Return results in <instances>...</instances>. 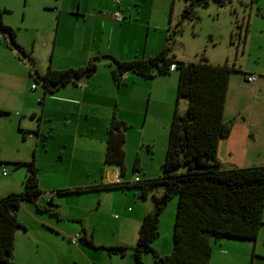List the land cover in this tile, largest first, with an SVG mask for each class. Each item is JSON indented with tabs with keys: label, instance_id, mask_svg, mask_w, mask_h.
<instances>
[{
	"label": "rangeland",
	"instance_id": "1",
	"mask_svg": "<svg viewBox=\"0 0 264 264\" xmlns=\"http://www.w3.org/2000/svg\"><path fill=\"white\" fill-rule=\"evenodd\" d=\"M155 1L160 13L151 24L158 25V34L152 33L155 39L151 36L148 40L143 32L142 44L148 41L151 46L155 42L158 52L164 50L168 44L167 26L171 20V54L186 62H199L205 58L212 64H235L237 71L231 74L235 87L229 99L227 116L231 115L230 111L240 99L239 87L245 92L247 100L255 95V88L245 75L255 74L259 81H264V0H232L224 5L208 0L206 6L196 4L193 18H182L187 0ZM104 2L111 5L114 11L119 9L116 0ZM59 3L60 0H0L4 23L16 30L17 40L26 51L23 55L9 47L6 38L0 34V110L4 111L0 113V196L24 191V180L33 160L40 176L51 173L65 175L57 176L52 184H108L111 165L105 162L108 134L102 118L106 114L108 116L111 110L93 108L83 104L81 98H76L80 100L76 106L62 100L67 93H76L73 87L83 91L85 87L105 83L106 77L99 72L77 86H69V90L62 89L59 93L46 95V102H43V87L33 80L29 72L34 62L35 68L45 73L52 58L55 66L66 68L69 65L84 66L90 51L93 55L112 52L122 58L125 53L112 38H106L104 44L98 39L99 45L93 47L75 43L77 28L78 33L88 34L91 24L76 23L72 19L68 20L72 27L67 30L65 40L62 28L57 39V17L52 8H61ZM151 5L148 3L146 9H151ZM39 23L42 25L39 26ZM247 24L249 29L245 38ZM78 48L83 49L85 54H79L75 60L67 59L72 50ZM104 64L100 65V69L110 71L109 78L120 103L128 89L138 93L137 107L143 112L142 123L146 124L144 129L138 124L130 128L127 176L130 181L135 180L133 166L137 158L138 134H144V143L138 151L144 170L141 177L157 178L163 171L169 131L177 106L179 72L151 79L129 72L138 80L124 79L123 84L118 86L109 61ZM87 100L84 98V101ZM26 106L35 114L26 111ZM178 106L184 112L187 101L181 99ZM19 119H23L22 125ZM31 131L34 134L31 135ZM185 170L181 167L177 171ZM4 171L8 172L7 176ZM162 191L163 186H156L146 198L140 195L139 187H132L125 193L123 190L100 189L68 194L56 191V209L61 211V217L39 211L33 203L24 202L19 212L27 219L29 228L27 231L20 228L18 233H29L30 236L19 237L17 252L35 264H138L133 248L137 244L141 223L144 214L155 206L154 196ZM47 196H52L49 191L39 197V203L47 204ZM75 203L83 204V210L77 209L74 213ZM177 205L178 196H174L160 217V234L153 247L161 254H168L173 246ZM78 213L83 216V225L89 238H94L96 248L83 243L82 239L77 245L70 242L77 231L83 232L82 224L71 217ZM71 227L74 229L70 230ZM212 243L210 264H264V225L256 241L219 236L213 237ZM121 245L128 248L124 256L104 248ZM142 264H156L153 255L144 253Z\"/></svg>",
	"mask_w": 264,
	"mask_h": 264
},
{
	"label": "trees",
	"instance_id": "2",
	"mask_svg": "<svg viewBox=\"0 0 264 264\" xmlns=\"http://www.w3.org/2000/svg\"><path fill=\"white\" fill-rule=\"evenodd\" d=\"M187 1L182 18L195 17L193 9L197 3L208 5V0ZM215 1L224 5L232 0ZM248 29L247 24L245 38ZM0 34L6 38L9 47L26 55L17 40L16 30L4 23L1 9ZM171 35L168 36L167 47L154 56L125 61L110 55L102 56L109 61L118 85L123 84V76L127 72L147 79L173 71L179 72L177 106L169 131L162 174L153 179L139 177L138 181L133 182H115L57 192L82 193L94 189L124 191L139 187L140 195L146 198L156 186H163L162 193L154 196V208L142 220L137 244L133 248L135 260L142 264L143 254L149 252L156 264H210L213 237L227 236L252 241L258 239L264 225V165L229 169L222 167L218 146L221 138L228 136L233 127V121H225L224 112L231 74L237 69L235 64H212L205 58L199 62L176 59V55L171 54ZM96 59H90L81 68L49 67L44 74L35 68L33 62L29 74L35 82L41 84L45 94H54L70 83L77 85L93 76L98 70ZM172 64H176V69H170ZM181 99L187 101L184 112L178 106ZM0 113L4 111L0 110ZM126 129L127 124L114 117L108 128L105 150L106 163L117 165L122 174L126 170ZM181 167L186 170L178 172ZM24 184V191L0 196V264H22L14 260L13 254L16 231L25 229L17 217V211L24 202L33 203L39 211L59 216L52 198L47 204L38 201L43 191L34 162L30 163ZM174 196H178V205L173 246L168 254H161L153 247V243L160 234L161 214ZM83 231L84 236L80 234L79 239L96 248L93 238H88L86 231ZM104 248L123 256L128 250L125 246Z\"/></svg>",
	"mask_w": 264,
	"mask_h": 264
},
{
	"label": "crops",
	"instance_id": "3",
	"mask_svg": "<svg viewBox=\"0 0 264 264\" xmlns=\"http://www.w3.org/2000/svg\"><path fill=\"white\" fill-rule=\"evenodd\" d=\"M148 3H152L151 9L149 10L146 9ZM59 4L61 8H57V7L52 8V12H54V14L57 17V25H58L57 39L60 36L59 35L60 28H62V33H63L62 37L63 40H65L67 35V30L72 27V24L68 23V20L72 19L76 23L83 22V23L91 24V30L88 31L89 32L88 34L86 32L78 33L79 30L77 28V32L75 34V41H74L75 43L78 44L79 42H81L82 45L89 44V47L90 46L93 47L94 45L97 46L99 45V43L97 42L98 39L101 41V44H104L106 38L108 39L112 38L113 41L117 44V46H119L125 53L124 58L115 55L112 52H103L106 53L103 55H110L111 53L114 58L121 61H125V60H133L136 58H143V57L146 58V57L154 56L155 54L158 53V48L155 42L152 43L151 46L148 45V41L146 42L147 44L141 43L143 32H145L146 38L148 40L149 38H151L152 33L153 35L158 34V25L151 24L152 20L157 18L158 13H160V9H158V3L155 0H122L120 5L118 6L119 9H121V11L125 13L124 14L125 20L123 21H116L114 18H112V14L117 10L114 11L113 7L111 5L106 4L104 0H60ZM113 22L116 24H114ZM170 24H171V20H169V25L167 26L168 36L172 33L171 31L172 24L171 25ZM38 25L41 26L42 23H39ZM152 38L155 39V36H152ZM83 51L84 50L81 48L73 49L71 54L68 55L67 59L75 60L79 54H85L83 53ZM88 55L89 56L87 58V62L85 63L84 66H86V64L89 62L90 59L98 58L95 60L98 65V70L93 76L89 77V79L94 77L99 72H102V75L106 77L105 83L102 82L96 83L95 85H92L89 88L85 87L84 90L82 89L83 91L77 90V88L79 87H73L75 89L74 92L76 93H70V94L67 93L66 96L62 97V100L67 104H73L76 106L79 104L78 101H80L77 100L76 98H81V100H83L81 101L83 104L90 105L93 108L106 107L107 109L111 110L108 116L106 114L102 118L103 123L107 125L106 126L107 134L110 123L112 122L114 117L127 124V129L125 130V134H126L125 173L122 174L120 168L117 165L109 164L111 165V169L109 170L107 175V181H108L107 183L133 182L130 181V179L127 176V169H128L127 163L129 161L127 145L131 138L130 128L132 127V125H136V124H138V126H140L141 129H144L146 126L145 123H142L143 112L142 110H140V108L137 107V102L139 99L138 93L135 92L134 89L132 88L128 89L126 93L125 92L123 93L124 94L123 101L120 103L119 102L120 98L119 97L116 98V92L114 90L113 83L109 78V76L111 75L110 71L108 69H102V68L100 69V65L104 64V62H106L107 60L105 58H102L103 55L99 54V52L93 55V53H91L90 51ZM176 59L182 60L177 56ZM84 66L77 67V66L69 65L66 68H81ZM49 67H52L54 69H65L64 66H55L53 63V58H52V62L50 61L48 68ZM124 79H128L129 81L131 79L135 81L138 80L129 72H127L123 76V80ZM80 83L81 82H79L77 85H79ZM232 83L233 82H231V78H230V85L227 95L224 119L225 121H233V127L231 133L228 136L221 138L219 142L218 158L224 169L247 168V167L264 165V81L261 82L258 80L257 83L252 84L256 92L255 95L250 98V100H247L246 97H244L246 94L245 92H242L241 88L239 87L240 99L236 107H234L233 110L230 111V114L233 116L231 115L227 116V113L229 111V99L232 96V92L235 87V86L233 87ZM170 84L172 86L173 82ZM71 85H75V84L70 83L65 87L61 88L56 93H59L62 89L69 90L70 88L69 86ZM46 95L49 94L44 93L43 102H46L45 100ZM84 98H88V100L84 101ZM26 111H29V113H32V115L35 114V111H32L31 108L29 109L27 106H26ZM43 116L44 115L42 114V117ZM22 123H23V119H19V124L22 125ZM30 134L32 135L34 134V132L31 131ZM138 138H139L137 142L138 148L136 149L137 158L133 166L134 176L136 178V173H137V175L141 179H145L141 177V173L144 170L140 164V159L138 157V151L140 150V148L144 143V134L143 135L138 134ZM32 162H34V165L36 167L35 160H33ZM135 169H138L137 172L135 171ZM57 176L61 177L65 175L63 174L57 175L55 173L42 175V176L38 175L40 188L43 191L42 195L45 196V194H47V192L49 191V193L52 196L45 197V200L49 201L48 197H50V199L52 198V201L55 205L57 204L54 196V193L56 191L64 190V189L87 188L97 185V184L95 185L93 184L89 186H83V184L77 183V184H67V186L65 185L61 186L60 183L52 184V182L56 180ZM146 179H150V178H146ZM125 192H127V190H124V193ZM126 205L127 203L124 204L123 209H125ZM74 206H75L73 211L74 213H76L75 210L78 209L80 211L83 210L84 207V205L81 203L79 204L75 203ZM146 209H148V206H146ZM58 213L59 216L61 217L62 216L60 214L61 211H58ZM22 216L23 214H20L18 209L17 211L18 220L22 223L23 226H25L24 231H27V229L29 228L28 222L27 219L24 216L23 217ZM71 217H74L73 219H76L75 220L76 222L82 224V230L86 231V236L89 238L88 230L83 225V221H82L83 216L78 213V214H72ZM72 229L74 228L71 227L70 230ZM77 233H80L81 237L84 236L83 234L84 231L82 233L81 231L79 232L77 231L76 234ZM28 234L29 233H18V230L16 231L15 249H14L13 258L15 261L22 264H35V262H33L32 260H28V258L22 256L21 253L17 252L19 237L23 235L28 238L30 236Z\"/></svg>",
	"mask_w": 264,
	"mask_h": 264
},
{
	"label": "built area",
	"instance_id": "4",
	"mask_svg": "<svg viewBox=\"0 0 264 264\" xmlns=\"http://www.w3.org/2000/svg\"><path fill=\"white\" fill-rule=\"evenodd\" d=\"M116 3L118 5H120L121 3V0H116ZM112 18H114L116 21H123L125 20V16L122 14V11L121 9L115 11L113 14H112ZM171 70H174L176 69V64H172L171 67H170ZM259 77L255 74H247L246 75V80L250 83H256L258 81ZM34 87V86H33ZM5 176L8 175V172L7 171H4L3 173ZM136 181L139 180V176L136 174V178H135ZM48 200H50V197H48ZM80 238V233H77L75 234L74 236H72L70 238V242L73 243V244H77L78 243V240Z\"/></svg>",
	"mask_w": 264,
	"mask_h": 264
}]
</instances>
